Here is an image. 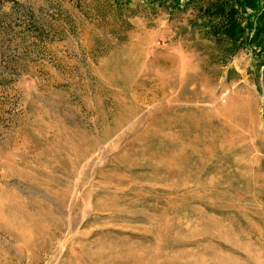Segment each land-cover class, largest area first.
<instances>
[{"label": "rangeland", "instance_id": "obj_1", "mask_svg": "<svg viewBox=\"0 0 264 264\" xmlns=\"http://www.w3.org/2000/svg\"><path fill=\"white\" fill-rule=\"evenodd\" d=\"M215 1L0 0V264H264V53Z\"/></svg>", "mask_w": 264, "mask_h": 264}, {"label": "trees", "instance_id": "obj_2", "mask_svg": "<svg viewBox=\"0 0 264 264\" xmlns=\"http://www.w3.org/2000/svg\"><path fill=\"white\" fill-rule=\"evenodd\" d=\"M214 7H209L214 11V16L208 19L209 22L216 21L209 27L212 34L235 41L252 31L249 42H259L258 52L264 53V4L258 5L257 0H216ZM245 7L256 9L255 15L246 14L240 21V11L244 13Z\"/></svg>", "mask_w": 264, "mask_h": 264}]
</instances>
